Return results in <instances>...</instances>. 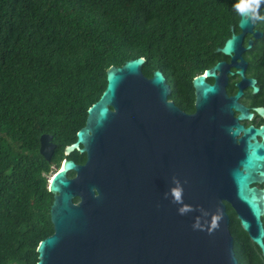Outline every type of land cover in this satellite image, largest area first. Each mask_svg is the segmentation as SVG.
<instances>
[{"label": "water", "instance_id": "95a60500", "mask_svg": "<svg viewBox=\"0 0 264 264\" xmlns=\"http://www.w3.org/2000/svg\"><path fill=\"white\" fill-rule=\"evenodd\" d=\"M238 14L240 33L216 49L231 62L192 79V115L167 101L160 71L144 76V58L106 70L105 89L64 149L85 154V163L66 159L49 178L53 233L38 244L36 264H239L226 205L264 257V189L252 186L264 181V125L239 124L252 114L238 103L244 87L258 92L244 76L241 54L252 39L245 48L243 40L262 34ZM230 67L240 81L228 97ZM39 143L50 161L52 137Z\"/></svg>", "mask_w": 264, "mask_h": 264}, {"label": "trees", "instance_id": "16d2710c", "mask_svg": "<svg viewBox=\"0 0 264 264\" xmlns=\"http://www.w3.org/2000/svg\"><path fill=\"white\" fill-rule=\"evenodd\" d=\"M240 2L0 0V264H36L38 244L53 233L49 177L66 159L86 160L64 149L105 89L106 70L142 57L144 76L160 71L192 101V79L223 60L216 49L239 33L231 9ZM255 28L263 36L245 59L264 88V19ZM43 134L56 145L50 161L39 154ZM226 210L238 263L262 255Z\"/></svg>", "mask_w": 264, "mask_h": 264}, {"label": "flooded vegetation", "instance_id": "af4514ba", "mask_svg": "<svg viewBox=\"0 0 264 264\" xmlns=\"http://www.w3.org/2000/svg\"><path fill=\"white\" fill-rule=\"evenodd\" d=\"M262 11H264V10H261V12ZM254 30L259 31L263 36V31L257 30L255 28V26H254ZM239 33H240V31H239ZM239 33H236V34H239ZM250 39H252V44H253L254 40H257V39H253L252 35L247 34L243 40V43H242V46L244 48L247 46L248 40H250ZM247 51L248 50L244 51L241 54L242 59L247 63L246 67H245L244 76L247 79H254L256 81V86L258 88V92L255 94L252 93L251 87H244L243 88L242 96L238 99V103L241 106H243L244 108H248L247 110L249 113L252 114V117L250 119H244V120L239 121V124L243 125L244 127L252 126L254 128H259L260 126L264 125V116L261 117L254 109H251V108H256V107L264 108V88L261 86V84H259V81L256 78L250 76L248 73L249 64L245 59V54ZM222 61L229 64L231 62V59H230V57L224 56V59L220 60L218 62H222ZM218 62H216V63H218ZM208 69H210V68H208ZM236 70L237 69H235L234 67H230L229 72L232 74H230V73L226 74L227 75V82H226V85L224 86V89H225V93L228 97L235 95V93L237 92V88H236L235 84L240 81V77L236 74ZM206 82L210 85L214 83L213 79H207ZM167 101L173 103V105L176 108H178L180 111H183L186 114L192 115L196 111V109L193 105L195 102L194 89H193V99H192V101H190L189 99H186L184 97L181 88L169 86V94L167 96ZM236 116H238V113H234V117H236ZM75 163L77 165L78 164L82 165L85 163V161L83 163H77V162H75ZM71 174H72V176H71ZM69 177L70 178L74 177V173H69ZM252 186L256 187L259 190L264 189V181L261 183L254 184ZM226 212H227V210H226ZM230 233H231L232 238H233V251H234V245H235L236 239H235V236L231 230H230ZM245 241H246V238L243 235L241 237H239V240L237 241V243L239 244L240 248L243 246V242H245ZM263 241H264V238H263ZM241 264H264V257L262 255H260L258 257H256V256L255 257H246L245 259H243V262Z\"/></svg>", "mask_w": 264, "mask_h": 264}, {"label": "clouds", "instance_id": "9594fccd", "mask_svg": "<svg viewBox=\"0 0 264 264\" xmlns=\"http://www.w3.org/2000/svg\"><path fill=\"white\" fill-rule=\"evenodd\" d=\"M262 4H264V0H241L235 7L238 9L239 13L244 15L245 19L252 22L264 19V17H261L259 14V9ZM174 194H176L175 191Z\"/></svg>", "mask_w": 264, "mask_h": 264}, {"label": "rangeland", "instance_id": "374dc122", "mask_svg": "<svg viewBox=\"0 0 264 264\" xmlns=\"http://www.w3.org/2000/svg\"><path fill=\"white\" fill-rule=\"evenodd\" d=\"M50 178V177H49Z\"/></svg>", "mask_w": 264, "mask_h": 264}]
</instances>
